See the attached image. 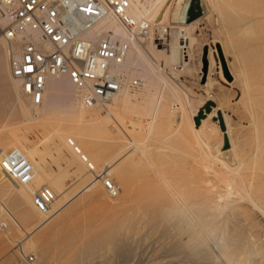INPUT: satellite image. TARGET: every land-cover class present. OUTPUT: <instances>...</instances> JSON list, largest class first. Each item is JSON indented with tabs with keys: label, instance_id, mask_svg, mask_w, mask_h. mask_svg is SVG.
Masks as SVG:
<instances>
[{
	"label": "rangeland",
	"instance_id": "obj_1",
	"mask_svg": "<svg viewBox=\"0 0 264 264\" xmlns=\"http://www.w3.org/2000/svg\"><path fill=\"white\" fill-rule=\"evenodd\" d=\"M188 1L189 0H186V5ZM201 1L204 14L200 18H197L198 20L192 30L197 42L192 51L189 71L179 72L178 77H171V80L173 82L172 84L179 89L182 99L186 100L187 96L193 98L192 105H186L185 111L188 115H191V111L199 107V101L202 99L205 103H210L213 109H216L217 113L219 111L222 113L225 130L223 131L220 129L218 117L214 115L212 121L215 124L214 127L216 130L207 140L211 147L207 148L209 147L207 146L205 148L204 146L206 145L204 143L190 141L193 138V131H191L193 128H190V122L185 119V123L184 119H182L183 111L172 89H169V91L173 93L166 89L163 101L164 108L159 112L156 123L157 130L160 132V137L155 143L152 142L155 146L157 145L156 149L153 151L154 153L152 152L151 155H148L149 158L147 157L140 163L131 165V167L129 163L126 164L127 159H125L123 155L124 148L119 152L116 151L120 144H126L129 139V131L127 130V133L126 130L124 131L123 124L127 123L130 114L123 113L124 111H121L122 113L119 114L120 111L117 110L118 115L115 113L117 116L115 114L110 115L116 119L118 123L120 121L118 126L122 128L119 129L121 133L119 131L114 132V129H108L106 126L101 125V132L91 129L93 132L90 130L89 133L92 134L91 136L93 138L90 137L88 133V137L86 138L88 139L90 137V140L86 139L88 141H86V144H80L76 137L67 134V132H70V125L73 124L70 122L74 120V114L73 111L71 112L68 97L72 88L67 84L68 86H65V88H67L65 92H59L54 96L56 100H54V98H49V94L47 95L48 97L45 99L47 102L45 103L44 101V105H40L41 107H39V117L35 120L28 119V117L24 115V112L20 111L30 108L29 100L26 99L24 95L20 94V92H14L5 66V55L0 48V149L14 148V143L17 141L16 138L25 135V141L29 142L28 144L31 143V145L35 144L38 150L43 154L47 171L56 177V180L52 183L53 186L56 184V186L60 188L57 189L61 192V195L59 194L58 197L60 200L58 199V201L60 202L65 197L67 198L63 202L61 208L56 211L54 210L51 217L45 223H40L37 214L27 205V208H25L28 212V217H24L21 220L23 228L26 230L32 229V232L27 235H22L20 231L18 232V230H15L16 228L10 220H8L9 218L1 213L0 205V215H2L0 216V220L1 218L6 219L10 223L9 231H5L0 226V264H8L12 261H16L18 264L225 263L221 258L214 260L213 257H210L217 253V248L214 244L212 245V242H210V244L208 241L202 239L198 241L199 243H189L190 245L188 246V243L186 244L188 241L185 242V239H181L185 242L184 244H186L185 247H183L184 244L177 234L178 231L176 230V232L168 227L164 228L166 225L161 220H155L159 222V224H157V222L152 219L151 221L150 219H146L144 220L146 223L141 221L139 223H134V225L124 221L126 215L129 217L128 215H131L130 213L135 211L130 205L132 204L131 197L138 193L144 178L148 180L152 179V181L156 178L154 181H157L162 179L164 175H168L178 188L189 192L190 186L186 185V183H189L188 177L194 173L202 174L204 170H206L203 169L204 165L208 164L206 161H203V155L200 154V151L202 152L204 150L202 152L204 153L209 150L210 153H214L216 145L222 149L224 136H227L228 139H231L235 152L247 163L249 162L248 157L256 136L261 135L260 137H263L262 142L264 141V18H262L264 17V11L262 12V10H264V0H237V2L236 0H232L235 3H245L248 7L246 11H250V13H246L242 10L238 11L247 19L251 17L249 21L247 20L243 23L242 29V23H237L235 18L229 20V17L226 16V13L229 14V5L225 1L231 2V0H217V8L206 3V0ZM247 1L250 2L251 5L250 3L248 4ZM176 2L177 0H173V3H171L170 13L164 23L178 25L184 22V20L175 21L172 18V11L175 8ZM226 9L227 11H225ZM257 10L262 12V14H259L260 16L258 15L259 12L255 13ZM183 11L185 13V7ZM255 14L257 15L255 16ZM250 21H252L251 26H249ZM244 26L249 27V29H243ZM156 32L157 30L154 31L155 36ZM156 43L159 44V42ZM161 43L162 42H160V44ZM217 43H221V50L223 49L225 51L224 58L227 68L229 72L231 70V76H234V78L233 76L231 77L230 81L223 76L216 48ZM159 46L162 47L161 45ZM204 52L207 60L206 73L203 72L202 62ZM209 52H211L215 59L211 71L208 66ZM150 57L152 58V56H149V58ZM151 60L153 61V58ZM178 63L176 56H173L171 64L177 65ZM9 64H11L10 60ZM244 75H246V77ZM208 77L211 85L201 86V84L206 82ZM246 81L248 86H246ZM208 93H211L213 96L207 99ZM49 100L51 101L49 102ZM26 106L27 108H25ZM106 108L108 107L101 106V108L98 107L100 111L97 110V107L96 110L98 113L106 114ZM138 108L139 107H135L133 110L137 111ZM113 111L116 112L115 109ZM130 112L131 111H129V113ZM120 115L123 118H119ZM206 116L202 117L206 118ZM202 117L194 115L193 120L196 126L200 124V118ZM116 121L113 123L117 125ZM181 123H183L184 126L182 124V127H180ZM256 127L257 129H255ZM53 128H56L57 133ZM137 130L135 133L142 132L140 135L144 134L143 129ZM176 132H180L181 135ZM62 134L65 138L70 136L75 140L76 144L80 146L82 151L86 153L95 164L96 171H100V165L107 162L112 163L113 171L109 174V178L121 189L117 197H108L100 181L88 191L82 189L83 185L89 183L88 180L91 179L92 175L87 172L85 165L80 163L78 157H76L77 159L75 160L85 172V176L79 175L80 173H75L76 164L73 165V167L70 165L71 168L69 167V169L66 168L68 164L66 163V158L57 151L59 144L62 143L60 136ZM123 137L125 138L124 140ZM118 139H121V141ZM53 141L55 143H52ZM196 143L203 144L204 146H199V144L197 145ZM201 147H204L202 148L203 150ZM226 150L228 149H222V151ZM259 151L256 155L258 161L255 162L256 159L251 160L248 165L250 171L246 170L243 172L249 180L252 177L251 173L254 172L252 167L254 166L255 172L251 181L256 191L259 190L264 193V170H260L261 163L264 161V142ZM233 154V151H227L220 156L228 163L233 164ZM229 155L230 157H228ZM199 158L201 160H199ZM98 163L99 167L97 166ZM197 169H200V171ZM69 172L71 175H67ZM72 173L73 175L75 174V176H73ZM208 174L209 172L206 173L207 176L205 175L206 177H204H210ZM121 175L125 177V179L127 178V180L125 181L123 177L119 179ZM131 175H133L134 178H132L133 176L131 177ZM79 176L82 178H79ZM130 179L136 180L137 183L133 180L130 181ZM130 182L134 184H130ZM39 185L41 184H37L36 186L40 187ZM130 185L132 189L129 187ZM15 191L16 189L13 186L0 185V197L3 198V204L8 201L6 203L7 207L9 204L13 209L9 208L13 210V214L15 213L14 215L17 216L21 210L15 207V200L12 198V195H6L8 193L13 194ZM129 193L132 195L129 196ZM10 199L14 202L10 201ZM127 204L131 206H129L130 209H127ZM250 209L251 208L247 206L241 210L242 220L245 225H248L250 231L253 232L256 239H259L260 242L259 253L251 258L252 261H254L251 263L264 264V255H262V252H264V234L257 231L258 223L255 219L257 214L255 213L256 215H254L253 213L255 210ZM250 213L255 217L251 216ZM249 216H251L250 219L253 220H250ZM154 222L159 226L153 224ZM142 223L146 225L144 226ZM127 224L128 227L129 225L132 227V231L131 228H127ZM137 224L140 225V227L138 225L139 228H136ZM161 225L163 226L161 227ZM161 229L165 230L162 231ZM166 229H168V231ZM169 232L171 233L169 234ZM173 233H175V236ZM171 234L172 237L169 236ZM168 236L169 238H167ZM18 248L22 249L23 252H20ZM29 256L33 257L32 262L28 261L27 257Z\"/></svg>",
	"mask_w": 264,
	"mask_h": 264
},
{
	"label": "bare ground",
	"instance_id": "obj_2",
	"mask_svg": "<svg viewBox=\"0 0 264 264\" xmlns=\"http://www.w3.org/2000/svg\"><path fill=\"white\" fill-rule=\"evenodd\" d=\"M129 1H130V8L128 12L130 16L136 21L145 20L149 24L150 36L147 41H144V42L138 41L135 38V35L128 33L125 30V28H123L117 21L113 19H109L108 21L104 23V25H100L99 27L95 28L93 32L90 33V36H93L98 31H100L101 28L108 29V30L114 31L121 38L129 42V51L126 56L125 63L120 69V71L126 74L129 79L125 83V85L122 87V89L118 91L114 96H112L108 101H106L105 104L93 105L90 107L84 106L81 103L80 96L77 90L69 82V79L67 77L49 78L47 80L46 87L43 91L42 102L37 105L33 104L30 98L22 93L20 82L17 79H15L11 74L13 63L19 58V55H20L21 43L9 42L0 36V48L3 50L4 55H5V59H6L5 66H6L8 77H9L10 83L12 84V88L14 92L16 93L20 92V94L24 95V97L29 100L30 108L23 109V111H20V112H24V115H26L28 119L35 120L37 117L40 116L39 107H41L40 105H44L43 103L45 99L48 97L47 96L48 94L50 95L49 98H54V96L58 94L59 92H65V90L67 89L65 88V86L67 87L68 85H70V88H72L71 90L72 94L71 93L68 94L69 95L68 97H69V106L71 108V112L73 111V114H74L73 115L74 122L73 121L70 122L73 124L71 125L69 124L70 132L69 133L67 132V134H69L70 136L76 137L77 140H79L80 144H83V143L86 144L88 142L87 140H90L89 138L92 137L91 136L92 134L89 133L91 129H93L94 131L96 130L97 132H101V125L106 126L108 129L109 128L114 129L115 130L114 132L119 131V129H122L118 126L120 123L118 119L123 118V117H121V115L119 116V118L117 119L119 121L118 123L116 119L110 116L112 114L114 115L115 113H117V110L120 111V112L118 111L119 114L122 113L121 111H124L123 113L130 114L127 120V123L123 124L124 131L126 130V133H127V130L130 132V134L128 132V135H130L129 139L128 141L125 140L127 141L126 144H120L119 142L120 146L117 144L119 147L117 148L116 146L117 148L116 151L119 152L124 148L123 155H124V158L127 159L126 164L129 163L131 167V165H134V164H137L143 161L145 158L148 157V155H151V153L156 149L157 145L155 146L154 144H152V142L155 143V141H157L158 138L160 137V132H158L157 130L156 123H157L159 112L164 108L163 101H164V93L166 89H168V91L169 89H172L183 111L182 119H184L185 123H186V120L190 122L191 124L190 128H193L191 130L193 131L192 132L193 138L191 137L192 139L190 138L191 139L190 141L201 142L206 145L204 146L203 144L196 143L197 145L199 144V146H204L205 148L209 146V143L207 142V140L209 136L216 130L214 127L215 124L212 121V117L214 115H217V111L214 108L212 113H209L207 115V118H203V120L200 122L199 125L197 126L194 125L193 116L197 113L198 108H196L194 111H191L192 113L191 115H188L185 111L186 105L188 106L192 105L193 98L191 96H187L186 100L182 99L179 89L172 84L173 82L171 80L172 79L171 77H178L179 72L189 71L192 51L197 42L196 37L192 33V30L198 19L192 22H188V23L185 22V13L183 10L185 7V12H186V8H187L186 0H177L175 8L172 11V18L175 21L184 20L182 24H178V25L164 23L170 13V9H171L170 6H171V3H173V0H129ZM225 2L228 3L229 5L228 6L229 14L226 13V16L229 17V20L231 18L233 19L235 18L237 23H242L241 24V29H242V26L244 25L243 23H245L247 20L249 21L251 17L247 19L243 14H241L238 11L242 10L246 13L248 12L250 13V11L248 12L246 11L248 7L245 5V3H242V2L235 3L232 0L231 2L230 1L228 2L225 1ZM206 3H208L211 6H214V8L215 7L217 8V5H218L217 0H206ZM247 3L249 4L250 2L247 1ZM225 11H227V9ZM263 11L264 10H262V12ZM258 12L259 11L257 10V12L255 13H258ZM260 12L258 13V15L262 14V12L261 13ZM256 15L257 14H255V16ZM251 22L252 21H250L249 26H251ZM246 26H244L243 29L245 28L249 29V27H246ZM155 30H157L156 36L162 41L161 44L156 43L157 42L155 38L156 36L154 34ZM159 45H161L162 47H160ZM222 51L225 57V51L223 49ZM148 55L152 56L153 61L151 60L152 58L151 57L149 58ZM173 56H176L179 62L177 65L171 64ZM9 60L11 61V64H9ZM214 63H215V59L213 55L211 54V52H209L208 53V66H209L210 71L213 68ZM244 76L246 77V75ZM134 78L138 79L139 81L138 84L136 85L132 84V80ZM247 81H246V86H248ZM209 85H211V83L208 77L206 82L204 84H201V86H209ZM212 96L213 95L211 93H208L207 99L211 98ZM54 100H56V98H54ZM50 101L51 100H49V102ZM46 102L47 101H45V103ZM199 102L201 105L205 101L201 99ZM27 106L25 108H27ZM101 106L108 107L106 108L107 112L105 111L106 114L97 112V110L100 111L98 107L101 108ZM96 107H97V110H96ZM135 107H139L140 109L138 108L137 111H134L133 109ZM114 109L116 112L113 111ZM128 110L131 112L129 113ZM113 120L116 121L117 125L113 123L114 122ZM78 124H80L81 126ZM182 124L183 123L180 124V127H182ZM125 125H126V129H125ZM137 129H143L144 134L140 135L142 133L141 130H140L141 133H135ZM255 129H257V127ZM54 130L57 133L56 128ZM91 132L93 131L91 130ZM88 133L90 137L87 139L86 137H88L87 136ZM223 133H226V132H223ZM63 134L60 135L62 143L59 144L57 151H59L66 158V163H68L66 165V168L69 169L70 165L71 167H73V165L76 164L78 167L76 166L75 173H80L79 175L85 176V172L82 170L79 163H77V161L75 160L77 159L76 157H78L80 163H83L86 167L87 172L92 175L91 179L88 180L89 183L87 185H83L82 189L88 191L92 189L99 181L102 183L103 178H109V174H111L113 171L112 163H108V162L104 163L103 165H100V171L99 172L98 170L96 171L95 164L90 160L88 155L82 151L80 146L76 144L75 140L70 136L65 138ZM177 134H180V132ZM55 135L53 136L56 137L57 135L56 136ZM260 136L258 135L254 139L252 149L248 157L249 162L247 163L245 162V160L242 159V157L238 153L235 152V148L230 138L228 139L230 146L228 150L226 151H222V149H220L216 145L214 148L215 150L214 153H210L209 150L208 152L206 151L202 153L204 151L202 148L204 147H201V149L203 150L202 152L200 151V154L203 155L202 159L203 161H206V163L208 164L204 165V168H203V169H206L204 170L205 174L204 172L202 174L194 173L188 177L189 183H186V185L190 186L189 192L178 188V186L175 185V183L172 181V178L168 177V175L163 174L164 175V176L162 175L163 180L159 179L160 181L159 180L154 181L156 178L153 181L152 179L148 180L144 178L142 181L143 184H141L140 186L141 188L138 191V193H136L135 195L131 197L132 204L130 205L132 206L133 210L135 209V211L133 213L129 212L131 215H128L129 217H127L126 215L127 220L125 219L124 221L125 222L127 221L130 224L134 225V223H139L141 221L143 223H146L144 221L146 219H150V221L151 219L153 221L161 220L166 225L164 226V228L168 227L172 230H175V231L177 230L178 232L177 231L176 232L179 235L180 240L185 239V242L188 241L186 242V244L188 243L187 244L188 246L192 244L193 242L197 243L199 240H202V239L208 241L209 243L212 242V245L214 244L217 248V253L214 256H210V255L209 256L213 257L214 260H218L219 258H221L224 260L225 262L224 264H253L251 262H254V261H252L251 258L259 253L260 242H259V239H256L253 232L250 231L248 225H245V223H243L242 216H241V210L246 208L247 206L255 210V212L254 213L252 212V213L254 215L257 214V216L255 217L251 213L250 215L254 216L258 223L257 231H260L264 234V193L259 190L256 191V189L254 188V184L251 181L253 174L255 172L254 166H252L254 172L251 171L252 177L249 180L247 179L243 171L249 170L248 165L251 160L256 159L255 162L258 161L256 155L258 151L260 150L261 145L264 142V141L262 142L263 137L261 138ZM25 138H26L25 135L18 136L16 138L17 141H15L14 143L15 145L14 148L20 150L28 158V160L34 165V167L37 170L36 176L31 183L27 185L15 184L14 181L12 180V177L6 172L4 166L1 163V159H0V185L15 187L16 191L13 194L8 193L6 195H9V194L10 196L12 195V198L15 200V205H16L15 207L21 210V212L17 214V216H15L14 215L15 213L13 214L14 211L10 209L12 207L9 206V204L7 207L6 203L8 201L7 202L5 201L6 202L5 203L6 205H5L3 204V198L0 197L1 213L5 215V217L7 216L9 218L8 220H10V222L16 228L15 230L16 231L18 230V232L20 231L22 235H27L30 232H32V229L27 228L28 230H26L21 225V220L24 217L25 218L28 217V212L26 210L27 205L32 210H34V212L37 214L39 218L38 220L40 221V223H45L51 217L53 211L60 209L61 206L63 205V202L67 199L65 197L64 199H62V201L60 202L58 201L59 199L58 197L61 192L57 190L60 188L56 186V184H55L56 187L53 186V183H54L53 181L56 180L55 179L56 177H54L51 173L47 171V167L44 162L45 161L44 156L40 152V150H38L35 144L33 143H32L33 145H31V143L28 144L29 142L25 141ZM69 138L72 139L74 144L79 148L80 153L84 154L88 158V160L92 162V164L94 165V172L88 171L86 164L82 161L80 157V154H77L74 151L73 147L68 144L67 139ZM124 139L125 138L123 137V140ZM118 140L121 141V139H118ZM52 143H55V142L53 141ZM210 147L211 146L207 148H210ZM227 151H233L234 153L233 154L234 155L233 164L228 163L222 158V156H220L222 153L227 152ZM228 157H230V155ZM199 160L201 159L199 158ZM261 164L262 165H261L260 170L262 169L264 170V161ZM97 166L99 167V163L97 164ZM64 170H67V169H64ZM198 171H200V169ZM208 172H209L208 175H210V177L205 178L207 176L206 173ZM100 174L102 176L97 177V175H100ZM67 175H71L70 172ZM73 176H75V174ZM132 176L133 175H131V177ZM80 177L81 176H79V178ZM122 177H123L122 175L119 176V179H122ZM123 178L125 179V177ZM132 178H134V176ZM126 180L127 178L125 179V181ZM131 180L133 179H130V181ZM131 183L133 182H130V184ZM37 184H41L39 186H46L50 188L55 194V199H54L52 208L47 213L40 212L36 208L34 209L31 193L33 190L38 188V186H36ZM102 186H103V183H102ZM129 187H131V185ZM136 189H133V190H136ZM120 192H121V189L118 195L120 194ZM128 195L131 196L132 194L129 193ZM111 198H115V197H111ZM10 201H13V200L10 199ZM130 205L127 204L128 206L127 209H130L131 207ZM251 216H249V219L251 218ZM250 220H253V219H250ZM124 221H123V225H124ZM155 222L153 224H155ZM157 224H159V222H157ZM138 225L139 224H137V227L136 226L135 227L139 228L140 225L139 227ZM143 225L145 226L146 224H143ZM0 226L5 231H9L10 223L6 219L1 218ZM162 226L163 225H161V227ZM127 228H131V231H132V227H130V225L128 227V224H127ZM161 230L163 231L165 229H161ZM166 230L168 231V229ZM170 233L171 232H169V234ZM174 234L175 233H173V235ZM169 236L172 237V234ZM169 236L167 238H169ZM181 241H180V245H181ZM185 242L182 241L183 244ZM186 244H184L183 247H185ZM19 251L23 252L22 249H19ZM262 253H263L262 255H264V252Z\"/></svg>",
	"mask_w": 264,
	"mask_h": 264
},
{
	"label": "built area",
	"instance_id": "obj_3",
	"mask_svg": "<svg viewBox=\"0 0 264 264\" xmlns=\"http://www.w3.org/2000/svg\"><path fill=\"white\" fill-rule=\"evenodd\" d=\"M129 8V0H0V36L21 43L11 74L20 82L22 93L33 104H40L47 80L67 77L84 106L105 104L129 79L120 71L129 42L108 29L101 28L93 36L90 33L113 19L138 41H147L149 24L134 20ZM138 82L132 80L134 85ZM67 142L80 154L88 171L94 172V165L73 140ZM0 159L15 184L34 180L37 170L20 150L0 149ZM102 183L109 197L118 195L120 188L112 179L103 178ZM31 195L38 211L51 210L55 194L50 188L40 186ZM27 259L33 261L31 256Z\"/></svg>",
	"mask_w": 264,
	"mask_h": 264
},
{
	"label": "water",
	"instance_id": "obj_4",
	"mask_svg": "<svg viewBox=\"0 0 264 264\" xmlns=\"http://www.w3.org/2000/svg\"><path fill=\"white\" fill-rule=\"evenodd\" d=\"M204 14V9L202 6V1L201 0H189L188 4H187V8H186V12H185V22H192L195 19L201 17ZM216 48H217V52H218V56H219V60L221 63V67H222V71H223V76L227 79V80H231V74L227 68L226 62H225V58L223 56V52L221 50L220 44L217 43L216 44ZM202 62H203V72L206 73L207 70V60L205 58V52L203 53V57H202ZM217 117H218V122H219V127L221 130H225V125H224V121H223V117H222V113L219 111L217 113ZM229 141L227 136H224V140H223V146L222 149H228L229 148Z\"/></svg>",
	"mask_w": 264,
	"mask_h": 264
},
{
	"label": "crops",
	"instance_id": "obj_5",
	"mask_svg": "<svg viewBox=\"0 0 264 264\" xmlns=\"http://www.w3.org/2000/svg\"><path fill=\"white\" fill-rule=\"evenodd\" d=\"M212 109H213V106L210 103L208 104V103L204 102L203 104H201L198 107V110H197V113L195 114V116H199V117L204 116L205 117L209 113H212ZM204 117L200 118V122L203 120ZM206 118H207V116H206ZM193 122H194V120H193Z\"/></svg>",
	"mask_w": 264,
	"mask_h": 264
}]
</instances>
